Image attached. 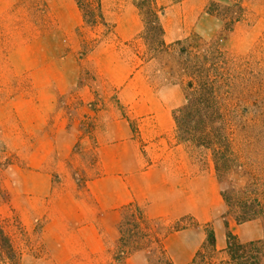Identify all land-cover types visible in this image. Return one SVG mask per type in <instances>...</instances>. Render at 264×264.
I'll list each match as a JSON object with an SVG mask.
<instances>
[{"label": "rangeland", "instance_id": "374dc122", "mask_svg": "<svg viewBox=\"0 0 264 264\" xmlns=\"http://www.w3.org/2000/svg\"><path fill=\"white\" fill-rule=\"evenodd\" d=\"M81 4L85 24L76 33L61 30L50 19L46 0H15L14 6L7 0V14L0 15V218L21 254V263L140 264L131 260L132 255L145 251L146 264H167L171 258L161 254L162 237L175 232L176 223L186 218L183 225L198 229L206 238L219 223L220 233L226 234L229 220L237 223L236 215L244 210L242 193L250 204L248 213L259 214L241 223L239 239L243 243L264 240V0H194L198 28L182 46L173 48L160 45L163 35L147 1L138 0L146 25L141 39L132 44L119 43L110 26L96 23L95 0H81ZM210 4L215 14L208 13ZM182 47L207 55L210 75L220 84L221 112L236 159L222 180L210 151L185 145L177 149L174 133L148 143L140 135V125L152 120L144 113L151 100L146 86L159 92L166 85H180L186 103L188 58L180 53ZM113 58L118 63H112ZM128 58L132 63L126 64ZM128 70L133 74L143 70L145 78L126 86L132 80L122 82ZM110 78L119 84L110 83ZM102 111L115 112L130 122L147 166L191 160L189 170L199 175V196L210 197L212 189L220 195L228 190L232 207L221 195L224 211L211 222L201 223L192 215L176 222L145 215L147 225H140L135 207L127 206L121 211L120 238L108 243L109 254L82 253L67 260L58 241L46 238L50 220L38 217L37 209L45 202L65 205L71 192L79 201L88 198L87 181L98 174L93 134ZM56 121L79 126L82 132L70 158H66L69 140L37 141V132L44 135ZM48 151L52 155L46 160ZM254 199L261 202V210L253 207ZM226 246L217 247L214 258L206 253L202 264L227 260ZM259 253L264 264V246Z\"/></svg>", "mask_w": 264, "mask_h": 264}, {"label": "crops", "instance_id": "0c3cea01", "mask_svg": "<svg viewBox=\"0 0 264 264\" xmlns=\"http://www.w3.org/2000/svg\"><path fill=\"white\" fill-rule=\"evenodd\" d=\"M46 2L50 19L61 30L76 33L83 29L84 14L77 0ZM156 2L158 6L164 7L159 14V22L164 30L163 40L166 44L187 39L196 32L199 9L197 5L193 6L194 0ZM14 5L15 0H10V6ZM101 5L103 21L111 27L119 43L132 44L141 39L146 22L138 0H101ZM6 14L7 0H0V15ZM112 60V63H118L117 58ZM127 63H132V59H126ZM138 77L145 78L143 70L134 74L133 70H128L122 82L132 79L126 85L130 86ZM109 80L112 84H119L113 78ZM146 95L151 100L144 113L151 115L152 120L140 125L142 140L148 143L164 135H175L173 112L183 105L182 87L177 84L166 85L158 92L146 86ZM95 126L93 137L97 143L98 174L87 181L88 198L79 201L71 192L65 205L45 202L37 209L38 217L50 220L51 229L46 238L58 241V249L64 252L67 260L82 253L102 256L109 254L108 243L112 245L120 238L121 211L130 205L140 207L152 220L165 219L168 222L192 215L201 223H208L224 211L219 191L212 189L210 197L207 193L199 196V175L197 170H189V165L192 167L191 160L188 163L174 160L168 165L147 166L140 143L128 120L119 118L115 112L106 115V111H102ZM81 135L79 126L69 127L63 121H56L42 136L39 132L36 134L40 137L37 141L56 144L69 140L70 148L66 158L72 156L74 144ZM182 147L184 145H176L177 149ZM51 155L52 152L48 151L44 158L48 160ZM182 162L186 169L181 165ZM47 176L50 182V176ZM221 227L218 223L215 228L218 248H224L227 244L226 234L219 231ZM229 228L242 239V224L229 220ZM205 241L206 235L196 228L170 232L162 237V244L173 264H190ZM146 253L138 251L132 255L131 260L146 264Z\"/></svg>", "mask_w": 264, "mask_h": 264}, {"label": "trees", "instance_id": "16d2710c", "mask_svg": "<svg viewBox=\"0 0 264 264\" xmlns=\"http://www.w3.org/2000/svg\"><path fill=\"white\" fill-rule=\"evenodd\" d=\"M147 1L149 9L152 10L154 18L159 24L160 32L163 35L164 30L159 22V13L164 9L158 6L156 0ZM80 8L84 11L81 0H77ZM95 20L97 22H104L102 18L101 0H95ZM141 7L140 4H138ZM213 4H210L208 13L215 14L211 9ZM93 15V16H94ZM86 12H84V18ZM195 37V35H194ZM191 38V40L194 39ZM183 40H179L173 44H166L164 40L160 45L165 48H173L175 46H182ZM193 46V43H192ZM194 48V47H191ZM197 48V47H196ZM180 53L186 55L188 58V66L184 69L188 74V80L184 84L186 103L173 112L175 121V138L177 144L185 146H193L199 149H206L211 152L213 165L215 171L222 180L229 174L236 164L234 157V147L230 138L229 127H227L223 113L220 107V95L217 91V79H212L210 69L207 68L208 57L193 53L186 48H180ZM222 55V53H220ZM220 85V84H218ZM226 204L231 208L232 197L229 196L228 190L221 193ZM242 202L244 210L242 213L236 215V222L238 224L256 218L259 214L256 210L253 214H249L247 208L250 207L248 200L244 193L239 197ZM253 207L262 209V204L258 199L253 200ZM135 207V216L140 225H147L144 212L138 207ZM186 218L181 219L173 227L174 230L188 229L189 226L183 225ZM228 227V223H226ZM226 253L227 260L219 264H261L262 256L259 250L264 246V240L243 243L239 237L228 229L226 233ZM158 241V240H157ZM160 241V240H159ZM206 253L211 258L218 254L216 235L214 230L207 234L206 241L202 247L196 252L190 264H202L205 260ZM161 254L166 257L167 252L165 248L161 247ZM0 264H22L21 254L15 247L12 237L7 232L3 221L0 218ZM167 264H173L171 259L167 258Z\"/></svg>", "mask_w": 264, "mask_h": 264}]
</instances>
